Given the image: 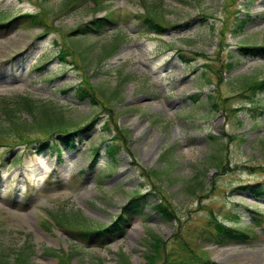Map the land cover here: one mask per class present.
Wrapping results in <instances>:
<instances>
[{
  "label": "rangeland",
  "instance_id": "rangeland-1",
  "mask_svg": "<svg viewBox=\"0 0 264 264\" xmlns=\"http://www.w3.org/2000/svg\"><path fill=\"white\" fill-rule=\"evenodd\" d=\"M65 1L0 0L8 17L46 7L45 26L0 28V98L53 99L81 138L61 160L28 151L10 162L11 153L0 146L3 255L59 264L55 249L69 254L71 264H117L123 252L132 264H146L153 232L166 241L154 264H199L205 257L264 264V196L256 195V184H264V89L249 87L264 77V52L240 48L264 43V0H159L168 27L161 34L139 19L145 1L158 0ZM105 13L114 24L81 34L86 21ZM118 32L114 52L103 55ZM86 45L88 64L79 55ZM78 86L89 93L83 99ZM92 95L102 100L94 103ZM119 132L124 137L114 140ZM114 141L119 150L111 159L105 146ZM22 148L15 145L14 154ZM95 148L99 156L86 167ZM152 168L157 174L147 175ZM194 180L203 185L190 192ZM136 191L146 194L143 213L102 242L78 239L69 228L76 226L60 225L54 216L103 226ZM160 201L176 218L155 210ZM212 212L256 235L229 243L206 238Z\"/></svg>",
  "mask_w": 264,
  "mask_h": 264
},
{
  "label": "trees",
  "instance_id": "trees-1",
  "mask_svg": "<svg viewBox=\"0 0 264 264\" xmlns=\"http://www.w3.org/2000/svg\"><path fill=\"white\" fill-rule=\"evenodd\" d=\"M83 1V0H82ZM97 1V0H96ZM71 3L72 6H75L76 0H66L65 3ZM68 3V4H69ZM162 3L158 1H152L151 3L145 1L144 11L140 12L139 19L141 18L142 23L146 26V29L153 31L154 33H163L165 32L167 25V20L161 15L160 5ZM70 5V4H69ZM45 9L46 7H41L40 11L37 12H28L23 11L11 15L8 17V13L2 10L0 12V28L4 26H9L12 23H20L21 25H38L45 26ZM240 23L237 25L238 30L244 26L247 21V18L240 17ZM45 21V22H44ZM114 17L108 15L107 13L94 16L81 27L79 30L82 35L84 34H99L103 32L107 27L114 24ZM179 24H173L170 27H178ZM235 28V30H237ZM46 31V29H44ZM222 30V29H221ZM74 33V32H73ZM122 34L120 32L116 33L113 36L112 42L108 47L104 49L103 55L111 54L114 52L115 47L117 46ZM73 44V42H72ZM90 48L88 45L84 46L82 50H79V55L81 60L88 64L87 51L86 49ZM241 49L246 50L245 53L250 55L258 54L255 52V49H260L264 52V43L262 45H252V44H243ZM72 52H75V49H71ZM74 50V51H73ZM70 51V50H69ZM61 52V50L59 51ZM64 52V51H63ZM71 53V52H70ZM61 56V55H60ZM64 57V55L62 56ZM76 60V59H75ZM231 62H228L230 65ZM76 65L80 66L77 61ZM245 80H243L244 82ZM89 87L92 88V85L89 84ZM250 88L253 89H264V77L259 78L258 82L255 84H250ZM78 95L83 99L89 93L84 87L78 86L76 89ZM90 100L97 102L102 100L95 95H92ZM24 114H26L24 116ZM2 120V121H1ZM95 120L92 119L87 123V126L81 130L91 127ZM71 123L68 119L65 118L63 112V107L53 99H40L34 98L29 94H20L15 93L10 97L0 98V146H3L7 151L12 155L10 162H16L21 159L26 153L29 154L30 151L32 154L37 152H43L48 154H54L57 160H61L62 154L68 151L71 148L76 147L75 139L79 134L80 130H71ZM117 131L119 127H116ZM122 131V130H121ZM124 134L119 132L114 137V140H119ZM124 137V136H123ZM81 141L80 136H78ZM23 144V148L14 154V146ZM119 150V143L116 141L108 143L105 146L106 154L113 159L116 152ZM90 163L86 167L92 168L96 159L99 156V149L95 148L91 151ZM11 155L9 157H11ZM220 162V158L217 160L216 165ZM157 170L152 168L149 169L147 175H155ZM203 185L202 180H194L189 182L187 189L190 192L201 188ZM249 186V185H248ZM258 186L257 196H264V184H256ZM146 194L139 193L136 191V194L131 196L125 203L120 207V211L116 213L115 218L110 221L108 224L99 227H87L88 222L85 218L74 219L73 222L65 220L59 214H54L55 217H58V222L65 224H70L76 227H69L72 233L78 239L91 240L95 239L98 242H102L104 237H116L119 234H122L124 231V224L135 214H142L145 208L146 203ZM155 210L159 211L162 214V217L166 220L171 218H176L175 214L171 211V208L163 201L156 202L153 204ZM237 218L236 214H233ZM253 220L260 222L259 219L252 217ZM82 219V220H81ZM73 223V224H72ZM62 225V224H60ZM259 225H261L259 223ZM206 233L209 236H206L208 239H212L216 242L229 243V242H242L252 239L256 232L254 230H245L241 229L238 226L233 225L232 223L225 224L222 220L218 219L217 216L212 212L210 217L207 220ZM149 245H152L146 251L145 257L147 259L146 264H154L157 258V255L160 253L161 246L164 245L166 241L159 235L149 232L148 238L146 239ZM0 247V264H33L28 261V254H18L14 260L8 259ZM52 254L59 257V264H71L70 255H61L57 250L53 249ZM199 264H221L219 262L211 261L207 257L204 259H197ZM117 264H132L129 258L122 252L119 256Z\"/></svg>",
  "mask_w": 264,
  "mask_h": 264
}]
</instances>
